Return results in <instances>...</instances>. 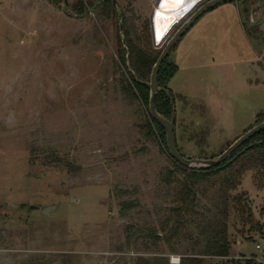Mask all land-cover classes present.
<instances>
[{
	"label": "rangeland",
	"instance_id": "obj_1",
	"mask_svg": "<svg viewBox=\"0 0 264 264\" xmlns=\"http://www.w3.org/2000/svg\"><path fill=\"white\" fill-rule=\"evenodd\" d=\"M91 1L79 13V0H0V264L179 255L164 241L158 250L142 228L162 232L177 185L165 177L181 175L159 138L143 134L147 108L123 91L118 18ZM114 1L139 30L154 9ZM243 2L204 13L170 55L176 144L187 158L218 156L264 112V0ZM124 200L136 206L121 212ZM228 223L230 258L206 264H264L255 249L264 240L262 173L244 175Z\"/></svg>",
	"mask_w": 264,
	"mask_h": 264
},
{
	"label": "trees",
	"instance_id": "obj_2",
	"mask_svg": "<svg viewBox=\"0 0 264 264\" xmlns=\"http://www.w3.org/2000/svg\"><path fill=\"white\" fill-rule=\"evenodd\" d=\"M87 4L94 7L91 0H88ZM87 4L79 0L77 11L84 12ZM97 7L100 16L119 20L117 56L119 64L127 72L122 88L129 98L140 100L147 108L148 117L143 134L148 138H159L166 148V132L148 110L150 88L144 83L150 81L153 66L162 52L154 45L150 18L143 21L139 30L133 19L118 11L114 0H98ZM170 55L163 62L158 76V85L166 92L160 90L156 95V109L168 119L175 114V93L169 88V82L178 70L177 64L169 59ZM263 120L264 112H258L254 125ZM199 157L204 158L203 155ZM173 160L174 168L181 176H174L171 171L165 177L168 185L177 183L171 213L160 223L161 233L154 228L144 227L142 230L154 240L157 249L158 243L164 241L170 246L171 252L178 253L180 262L177 264H206V259L210 257L229 259L230 202L248 171H257L264 175V130L215 167L193 169ZM201 197L208 198L212 207L201 209ZM135 206L136 202L131 200L119 203L121 212ZM175 242L182 246L180 250L174 246ZM161 254L163 253L157 252L152 257L137 254L132 264H172L170 257Z\"/></svg>",
	"mask_w": 264,
	"mask_h": 264
},
{
	"label": "water",
	"instance_id": "obj_3",
	"mask_svg": "<svg viewBox=\"0 0 264 264\" xmlns=\"http://www.w3.org/2000/svg\"><path fill=\"white\" fill-rule=\"evenodd\" d=\"M233 0H199L195 5L188 10L182 17H180L169 30L162 36L160 42H156V33L151 20L152 36L154 45L159 48L164 44L160 56L158 57L156 63L153 66L150 81L144 82L150 88V99H149V111L152 117L164 128L166 132V142L170 156L179 162L181 165L193 168V169H208L215 167L225 160H227L233 153H235L242 145L248 142L256 134L264 130V120L246 130L241 136L234 140L229 147H227L221 154L213 158H187L178 149L176 144L175 135V114L172 115L170 119L164 117L156 109V95L160 91L158 85V76L163 62L167 59L173 49L176 47L178 42L181 40L183 35L193 26V24L207 11L217 7L220 4L230 2ZM66 2V1H65ZM181 26L174 32V34L168 39L172 31L176 26L184 19ZM198 165V166H193ZM32 208H39L37 206H32ZM56 206H50L43 209L44 214L51 213Z\"/></svg>",
	"mask_w": 264,
	"mask_h": 264
},
{
	"label": "bare ground",
	"instance_id": "obj_4",
	"mask_svg": "<svg viewBox=\"0 0 264 264\" xmlns=\"http://www.w3.org/2000/svg\"><path fill=\"white\" fill-rule=\"evenodd\" d=\"M196 1L198 0H174L173 2L163 4L159 9L157 8L158 10H155L154 16L156 15L155 19L158 26L156 30V42H160L165 31H168L173 23L183 16Z\"/></svg>",
	"mask_w": 264,
	"mask_h": 264
},
{
	"label": "built area",
	"instance_id": "obj_5",
	"mask_svg": "<svg viewBox=\"0 0 264 264\" xmlns=\"http://www.w3.org/2000/svg\"><path fill=\"white\" fill-rule=\"evenodd\" d=\"M152 4H153V7H154V9H153V12H152V14H151V16H152V24H153V28H154V13H155V10L160 6V4H161V2L163 1V0H149ZM199 1V0H198ZM197 2V1H196ZM195 2V3H196ZM195 3L193 4V5H191L190 7H189V9L188 10H190L194 5H195ZM184 15V14H183ZM182 17V16H181ZM150 22H151V20H150ZM152 27V26H151ZM152 29V28H151ZM154 30H155V28H154ZM255 249L257 250V251H259L260 253H261V257L263 258V260H264V240H261V241H259V242H256L255 243ZM261 261V260H260ZM170 262L172 263V264H177V263H179L180 262V256L179 255H171L170 256ZM261 263H262V261H261Z\"/></svg>",
	"mask_w": 264,
	"mask_h": 264
},
{
	"label": "crops",
	"instance_id": "obj_6",
	"mask_svg": "<svg viewBox=\"0 0 264 264\" xmlns=\"http://www.w3.org/2000/svg\"><path fill=\"white\" fill-rule=\"evenodd\" d=\"M173 1H174V0H164V1H162L161 4H160V6L158 7V9H159L163 4H167V3H169V2H173ZM187 2H188V1H187ZM187 2H185V3H187ZM183 5H184V4H183ZM183 5H182V6H183ZM158 9H157V10H158ZM173 11H174V10H173ZM156 13H157V11H156ZM155 17H156V15L154 16V19H155ZM154 26H155L154 28H155V33H156V30H157V27H158V26H157V23H156V19L154 20ZM166 32H167V31H165V33H166ZM256 114H257V113H256ZM256 114H255V116H256Z\"/></svg>",
	"mask_w": 264,
	"mask_h": 264
}]
</instances>
